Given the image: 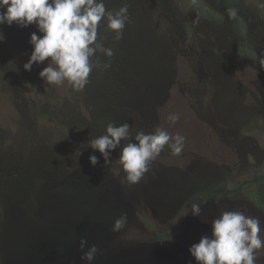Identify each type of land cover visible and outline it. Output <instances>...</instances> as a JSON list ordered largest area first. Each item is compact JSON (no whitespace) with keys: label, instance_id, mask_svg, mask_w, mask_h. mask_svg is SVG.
<instances>
[{"label":"rangeland","instance_id":"1","mask_svg":"<svg viewBox=\"0 0 264 264\" xmlns=\"http://www.w3.org/2000/svg\"><path fill=\"white\" fill-rule=\"evenodd\" d=\"M104 2L127 3L131 22L119 41L100 24L115 55L81 91L46 84L47 61L24 69L31 34L43 35L35 24L2 26L0 264H63L66 253L67 264H88L74 237L98 247L92 264H197L189 248L222 211L258 217L264 239V0ZM113 121L133 137L180 133L185 147L173 155L166 145L139 183H121L120 148L105 165L89 144ZM123 212L127 225L113 232Z\"/></svg>","mask_w":264,"mask_h":264},{"label":"clouds","instance_id":"2","mask_svg":"<svg viewBox=\"0 0 264 264\" xmlns=\"http://www.w3.org/2000/svg\"><path fill=\"white\" fill-rule=\"evenodd\" d=\"M225 11L230 19L238 16L236 8L229 7ZM105 21L107 29L114 32V39L121 40L125 27L131 22L128 4L112 11L106 8L104 0H0V41L4 40L2 26L5 24L21 28L35 24L43 35L31 34L29 43L33 51L24 69L31 71L34 64L47 61L39 77L51 85L67 81L77 91L90 82L93 70L111 68L114 50L98 39L99 26ZM101 55L109 58L108 61H102ZM261 63L264 65V61ZM178 119V114L169 117L173 123ZM131 128L127 122L117 126L113 121L108 123L105 134L89 140L90 147L102 154L105 165L110 162L111 152L120 148L119 161L125 172L121 183H139L166 145L173 155H179L185 147L186 137L180 133L173 136L157 127L151 133L140 130L133 137ZM89 160L93 166L99 162L96 155H90ZM189 212L201 216V205L192 203ZM127 222V212L121 213L112 231L120 232ZM261 231L258 217L239 210L222 211L212 221L211 236H202L198 243L190 246L189 252L197 264H258V250L264 249ZM87 243L86 238H81L80 259L92 264L99 249L93 244L84 251Z\"/></svg>","mask_w":264,"mask_h":264},{"label":"trees","instance_id":"3","mask_svg":"<svg viewBox=\"0 0 264 264\" xmlns=\"http://www.w3.org/2000/svg\"><path fill=\"white\" fill-rule=\"evenodd\" d=\"M87 241H89V240H87ZM73 244H75V245H72V247H71V250L73 249V248H75L76 246H77V244L78 243H80V241L78 242V240H77V238L76 237H74V239H73ZM87 245H89V244H87ZM70 249H68V251H69ZM71 252V251H70ZM102 255H103V253H102ZM105 256L107 257V262L109 263H111V261H112V259L114 258V256L111 254V255H109L107 252L105 253ZM63 258V261H62V263L63 264H67L68 263V260H69V255L66 253L65 254V256H61L59 259H62ZM51 261H54V259H50Z\"/></svg>","mask_w":264,"mask_h":264}]
</instances>
